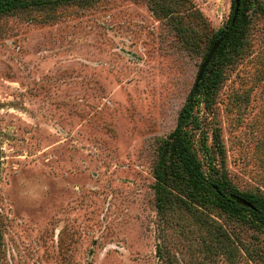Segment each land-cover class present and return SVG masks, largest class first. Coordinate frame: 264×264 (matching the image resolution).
Here are the masks:
<instances>
[{"label": "rangeland", "instance_id": "rangeland-1", "mask_svg": "<svg viewBox=\"0 0 264 264\" xmlns=\"http://www.w3.org/2000/svg\"><path fill=\"white\" fill-rule=\"evenodd\" d=\"M21 2L0 14V264H264L246 213L185 181L158 207L162 144L231 0ZM247 17L188 143L264 198V13Z\"/></svg>", "mask_w": 264, "mask_h": 264}, {"label": "trees", "instance_id": "trees-1", "mask_svg": "<svg viewBox=\"0 0 264 264\" xmlns=\"http://www.w3.org/2000/svg\"><path fill=\"white\" fill-rule=\"evenodd\" d=\"M238 2L235 21L232 22L234 10ZM21 0H0V14L22 5ZM27 3V2H24ZM45 2H38L43 5ZM264 13V0H231V13L226 24L219 28L210 38L204 54V61L211 47L218 42L219 46L205 69L202 78L195 81L179 112L174 130L163 142L160 162L155 168V179L159 191L158 207L164 203L165 188L176 189L181 181H185L192 195L203 193L213 198L217 207L234 214L246 213L255 225L264 229V198L252 194H244L225 182L212 177L213 167L203 168L188 143V125L194 108L210 94L220 79L221 65L231 52L241 46L248 21L247 12ZM198 74V73H197Z\"/></svg>", "mask_w": 264, "mask_h": 264}, {"label": "water", "instance_id": "water-1", "mask_svg": "<svg viewBox=\"0 0 264 264\" xmlns=\"http://www.w3.org/2000/svg\"><path fill=\"white\" fill-rule=\"evenodd\" d=\"M237 9H238V2L236 1V8H235V10H234V16H233V18H232V22L235 21V16H236V13H237ZM218 46H219V43L216 42V43L211 47V49L209 50V52L207 53V55H206L204 61L202 62L201 66H200V68H199V71H198V74H197L196 81H199V80L202 78V76H203V74H204V72H205L206 67H207L208 64L210 63L211 59L214 57V55H215V53H216V51H217V49H218Z\"/></svg>", "mask_w": 264, "mask_h": 264}]
</instances>
